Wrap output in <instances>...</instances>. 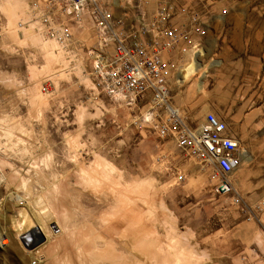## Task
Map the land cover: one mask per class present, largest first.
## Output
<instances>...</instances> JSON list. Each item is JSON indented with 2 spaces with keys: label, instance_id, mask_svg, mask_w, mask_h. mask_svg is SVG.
<instances>
[{
  "label": "rangeland",
  "instance_id": "1",
  "mask_svg": "<svg viewBox=\"0 0 264 264\" xmlns=\"http://www.w3.org/2000/svg\"><path fill=\"white\" fill-rule=\"evenodd\" d=\"M164 1L183 33L173 71L194 46L206 52L205 72L173 82L175 108L192 130L215 114L252 157L231 177L235 193L215 194L211 171L158 137L148 101L100 94L87 55L41 37L39 0H0V264H264V0ZM71 29L94 45L88 27ZM39 224L48 238L30 251Z\"/></svg>",
  "mask_w": 264,
  "mask_h": 264
},
{
  "label": "built area",
  "instance_id": "2",
  "mask_svg": "<svg viewBox=\"0 0 264 264\" xmlns=\"http://www.w3.org/2000/svg\"><path fill=\"white\" fill-rule=\"evenodd\" d=\"M122 2L39 0V6L33 2L31 10L33 19L39 21V34L44 39L67 53L75 50L78 56L77 50H81L87 55L91 67L86 73L100 94L129 106L148 101L150 108L143 120L152 126L158 137L174 141L178 148L191 152L207 167L218 179L215 194L235 193L231 177L243 165L242 151L227 124L208 113L199 127L192 130L172 101L173 82L179 80L180 73L173 71L171 55L183 39L182 30L174 22L175 9L160 0L149 14L144 9L150 0ZM125 4L138 12L132 16L116 14L115 9L121 10L119 6ZM73 25L80 29L88 27L94 45L86 48L83 42H75ZM75 45L80 47L75 48ZM197 50L194 46L193 52ZM43 91H48L46 85ZM234 203H240L239 197L235 196ZM33 263L42 264L40 260Z\"/></svg>",
  "mask_w": 264,
  "mask_h": 264
},
{
  "label": "bare ground",
  "instance_id": "3",
  "mask_svg": "<svg viewBox=\"0 0 264 264\" xmlns=\"http://www.w3.org/2000/svg\"><path fill=\"white\" fill-rule=\"evenodd\" d=\"M30 12H31L30 17H31L32 21L39 23V21H35L36 19L35 20L33 19L34 14L32 13L31 7H30ZM18 26H19V24H18ZM37 27L38 26H36V28ZM24 38H26V37H22V36L19 37L20 40H23ZM205 56H206V52L203 49H199V50L195 51L193 54H190L189 58L184 62V64L180 68V77H179V80H177V84H179V85L187 84L194 77H196L201 70L202 71L204 70L203 72H205L206 69H207L206 66H203L200 63L201 59L204 58ZM200 89H202V85H200ZM236 141L239 143V141L237 139H236ZM239 145H240V143H239ZM241 151H242V162L250 164L252 162L251 155L246 150L243 151L242 148H241ZM12 195L13 194H11L10 197L13 200H17L19 202V205H23L22 201H23V197L24 196L15 195V196L12 197ZM28 221H29V219L27 217L26 212H21L20 211L18 213V215L16 216V220L14 222L16 229L23 231L25 228L26 229L28 227L30 228V226L28 224ZM26 226H28V227H26ZM46 229L47 228H45V226L43 227L42 225L39 224V228L33 230L32 232L43 234L45 236V238L47 239L48 238V234H47V230ZM5 244H7V243H6L5 239H4V241L2 242V245H5ZM38 250L39 249L35 250V252H38ZM190 252L192 254V251H190Z\"/></svg>",
  "mask_w": 264,
  "mask_h": 264
},
{
  "label": "water",
  "instance_id": "4",
  "mask_svg": "<svg viewBox=\"0 0 264 264\" xmlns=\"http://www.w3.org/2000/svg\"><path fill=\"white\" fill-rule=\"evenodd\" d=\"M27 241L24 239V245L25 247L32 251L38 248L39 246L43 245L46 242V238L43 234L31 232L30 234L26 235L24 237Z\"/></svg>",
  "mask_w": 264,
  "mask_h": 264
},
{
  "label": "crops",
  "instance_id": "5",
  "mask_svg": "<svg viewBox=\"0 0 264 264\" xmlns=\"http://www.w3.org/2000/svg\"><path fill=\"white\" fill-rule=\"evenodd\" d=\"M169 211V210H168ZM170 212V211H169ZM172 218H174V215H173V217ZM179 240H180V243H182V245H183V250H184V252H186L185 250H187V242H188V239H187V237L186 236H180L179 237Z\"/></svg>",
  "mask_w": 264,
  "mask_h": 264
}]
</instances>
